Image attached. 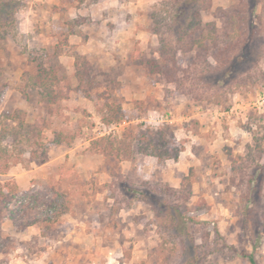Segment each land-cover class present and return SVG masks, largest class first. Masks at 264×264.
Segmentation results:
<instances>
[{
  "label": "rangeland",
  "instance_id": "1",
  "mask_svg": "<svg viewBox=\"0 0 264 264\" xmlns=\"http://www.w3.org/2000/svg\"><path fill=\"white\" fill-rule=\"evenodd\" d=\"M10 1L0 0L3 13L9 11L0 20V147L8 153L0 166H9L0 183L17 185L18 202L10 207L18 213L11 227L6 212L0 216V252L21 245L37 257L47 250L42 264H264V0L255 14L249 0H136L137 8L121 16L87 1ZM250 22L259 37L258 62L222 75ZM70 23L79 43L70 40ZM55 52L65 69L58 83L39 77L37 68L40 61L43 69L54 67ZM77 54L99 83L90 93L105 89L120 105L122 118L104 136L116 139V147L132 129L121 150L131 160L91 148L103 136L96 111L102 100L74 90ZM157 131L170 153L162 160L148 149ZM84 152L93 163L114 166L111 177L97 178L102 167L80 170ZM50 158L49 168L30 178L28 170ZM14 174L24 179L20 187ZM93 208L108 215L107 225L92 233L97 244L87 232L75 247L48 250L37 235L18 240L26 220L39 219L42 235L57 239L64 229L55 223L44 231L43 215L72 211L91 222L94 215H86Z\"/></svg>",
  "mask_w": 264,
  "mask_h": 264
},
{
  "label": "trees",
  "instance_id": "2",
  "mask_svg": "<svg viewBox=\"0 0 264 264\" xmlns=\"http://www.w3.org/2000/svg\"><path fill=\"white\" fill-rule=\"evenodd\" d=\"M73 1V0H71ZM80 3H84L85 1L89 3H94L97 2L98 0H77ZM186 2L188 0H185ZM259 0H249L250 3V12L255 14L256 11V6ZM10 2H13L15 4L16 0H11ZM4 3H0V20L2 19V15H9L8 13H3L4 11ZM189 8V7H188ZM188 9L184 10L183 14L177 15L176 19L180 22L183 21L185 18V14L187 13ZM177 21V22H178ZM74 22V21H73ZM183 24V23H182ZM70 34H76L75 31L72 28V23H70ZM257 30L256 26L252 22L249 23V30L248 34L242 39V46L238 54L233 56V58L227 62V65L222 69V75L227 74V72L230 70L231 73L237 71L238 69H243L246 66L250 65H255L260 57V42H259V37L257 36ZM195 42L199 43L200 45L202 44L201 40H195ZM55 55V56H54ZM53 55L54 57V67H45L46 69H43V62L40 61V65L37 67L39 69L38 75L39 77L41 76H46L47 78L52 79V82H60V79L58 78V71L64 72V67L58 63V56L60 55L59 53L55 52ZM75 61H74V71L72 73L73 78L76 81V84L74 86V90L77 91L78 93H81L83 97L87 99H94L97 101L99 99V95L101 98V104L96 107V111L100 115V120L103 124L109 125L114 122H118L122 116L123 112L121 111V107L118 103H115L114 101H111V98L108 97V93L103 89L102 91H99V93H90V91L94 90L96 87L99 88V83L96 84L95 81H91L93 78L92 75L90 74L92 72V67L89 65L88 61L84 56L80 55H74ZM48 59H51L50 55H48ZM56 62V63H55ZM88 78V79H87ZM67 79V77H66ZM49 97V102H52V99ZM17 116L11 115L9 118L15 119ZM22 123V118L20 120V124ZM44 125L46 124L43 122ZM42 127H39L37 132H35V136L39 137V133L41 131ZM33 132V131H32ZM132 129L128 128L123 131L121 138L118 139V145L116 147H113V143L116 139H113V137L110 136H101L98 137L94 140H92L91 143V148H93L94 151H99L102 154H110L113 153L116 157L122 159H132L130 154H127L126 152H122V148L124 145V140L130 137L133 133ZM60 133H58V136ZM4 134L3 132L0 131V140L3 138ZM61 136V135H60ZM56 142H62V139H57L55 140ZM38 142V141H37ZM148 142H150V147L148 149L150 150V153L154 156H156L159 160H162L163 158H166L165 156H169V150L165 148L167 141L164 139V134L162 132L157 131L156 135L148 139ZM41 146V143H38ZM101 146V147H100ZM100 147V148H99ZM44 153V152H43ZM7 150L4 148L0 147V158H7ZM30 157L36 158L35 151H32L30 153ZM9 166H6L5 168L2 169L0 166V173H7V168ZM182 184H189V176H185L182 179ZM18 193L17 185L14 183H0V216L3 213V211L6 212L7 218L13 223H16V218L15 215L18 213V208L17 207H10V203L15 201L16 203L18 202L16 200V195ZM34 196V195H33ZM176 212V211H175ZM59 213L54 214L53 216H47L43 215L41 220L44 223L43 230L46 231L49 229L50 225H53L58 222L59 220ZM170 216V215H169ZM171 219L175 218V215L173 217H170ZM40 220L39 219H31V221L26 220L25 222L19 223L20 226L26 227L35 223H38ZM252 257H249L251 261Z\"/></svg>",
  "mask_w": 264,
  "mask_h": 264
},
{
  "label": "crops",
  "instance_id": "3",
  "mask_svg": "<svg viewBox=\"0 0 264 264\" xmlns=\"http://www.w3.org/2000/svg\"><path fill=\"white\" fill-rule=\"evenodd\" d=\"M135 1L136 0H98L97 2H94L93 4L98 6V8H100V9H102V8L107 9V8H109V6L114 7L115 11H118L117 12L118 15L121 16L122 15V13H120L121 11H124L127 8H133V7L137 8V4H135ZM148 1H150V0H148ZM115 22L118 23L117 20ZM123 22L125 23V21H123ZM70 38H71L70 40H72L75 43H79L81 40V38L76 36V35H70ZM89 42H90V40H88L87 43H89ZM80 46H81V44H80ZM85 46H86V44H85ZM84 52H86V51H84ZM100 54H102V53H100ZM58 57L60 58V62H63V59H62L63 56L59 55ZM66 62H68L66 69L67 68L69 69L70 63L72 64L70 66L71 67L73 66V58L71 56H67ZM72 70H73V67L71 68V71ZM69 151L72 152L73 149L70 148ZM79 157H81V159L79 160L80 163H78V164L82 165L80 170H82V169L84 170V168L86 166L93 168V170H97L98 168L101 169V167H102V170H101L102 172L96 173V176H98L97 178L99 179V178H101V176H104V175L111 177L109 169L114 167V166H112V165L106 166L107 163L104 161V159H102L101 162L97 161V163H95V162L93 163V162H91V160L92 161H95V160H93L92 155L89 152H84ZM52 160L53 159L50 158L46 162L40 164V166L29 169L28 171L30 172L29 173L31 176L30 178L35 177L38 172L40 173L41 171H43L42 168H44V169L47 167L49 168V165L51 164ZM122 163H124V162H122ZM125 164L126 163H124V166H125ZM118 166L121 167V162L118 164ZM37 168H41V169L38 171ZM117 169H118V167H117ZM119 172H121V168H120ZM13 176H14V179H15V181L19 187L21 186L20 184H24V183H22L24 181V179L18 178V176H20L19 174H14ZM41 176H42L41 178H43V174H41ZM47 177L49 178V176H47V173L46 174L44 173V178H47ZM57 178H59V174H58ZM109 199L110 198H107V200H109ZM102 200H103V198H102ZM93 210H94V208H93ZM90 214L92 216L94 215V217L91 220V222H88V220H82V214H80V213L79 214L73 213L72 211L62 213L61 216H62L63 221L62 222L60 221V224L56 223V225L61 226L64 229L65 234L63 236H60L57 239H51L48 236H43L41 233V231H42L41 226L39 224L35 223V224L24 227L21 230L22 237H20V239H18V240L19 241L21 240V243L25 244V243L29 242L30 240H32L37 235L39 237V239L44 241L43 243L47 244L48 250L51 249V247L55 248V247L59 246V244L63 245L61 247H64L65 245H68L70 247H75L76 245H78L76 238L79 237L81 233H84V235H85V233L87 232V233H89V235H91L92 239L94 240V243L97 244L99 238H98V236H93L92 233L96 232V230L100 229L101 226L107 225V223H105V220L108 218V215L106 216L104 213H102V211L99 208H96L93 212H90L89 214L86 215L89 219L92 218L90 216ZM3 220L6 221V223L9 227H11L9 225L10 222H9V219L7 217H4ZM108 225H109V223H108ZM10 230L11 231H8V233H6L7 235H9L11 238L14 236H17L16 235L17 230H15L14 228L13 229L11 228ZM76 233H78L77 236H75ZM19 251L22 252L23 254L19 255V256L14 255V254H16V252H19ZM26 251L24 250L23 246L20 245L19 248H17L15 251L12 252V254L9 251H4V252H0V256L4 257L3 264H42L43 259L45 258L46 254L49 253V251L46 250L45 255L42 254L41 256L33 257V256H28Z\"/></svg>",
  "mask_w": 264,
  "mask_h": 264
},
{
  "label": "built area",
  "instance_id": "4",
  "mask_svg": "<svg viewBox=\"0 0 264 264\" xmlns=\"http://www.w3.org/2000/svg\"><path fill=\"white\" fill-rule=\"evenodd\" d=\"M262 101H264V99ZM101 125H102V131L100 130L101 135H105L117 127V124L108 126V125L103 124L102 122H101Z\"/></svg>",
  "mask_w": 264,
  "mask_h": 264
}]
</instances>
